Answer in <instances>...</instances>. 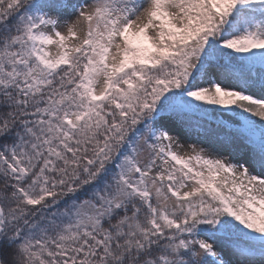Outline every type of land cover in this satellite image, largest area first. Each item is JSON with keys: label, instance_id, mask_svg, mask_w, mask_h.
Wrapping results in <instances>:
<instances>
[{"label": "snow or ice", "instance_id": "obj_1", "mask_svg": "<svg viewBox=\"0 0 264 264\" xmlns=\"http://www.w3.org/2000/svg\"><path fill=\"white\" fill-rule=\"evenodd\" d=\"M0 264H264V0H0Z\"/></svg>", "mask_w": 264, "mask_h": 264}]
</instances>
